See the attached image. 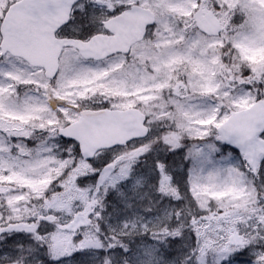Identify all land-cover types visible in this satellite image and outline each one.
I'll return each mask as SVG.
<instances>
[{"label": "snow or ice", "instance_id": "obj_1", "mask_svg": "<svg viewBox=\"0 0 264 264\" xmlns=\"http://www.w3.org/2000/svg\"><path fill=\"white\" fill-rule=\"evenodd\" d=\"M0 264H264V0H0Z\"/></svg>", "mask_w": 264, "mask_h": 264}]
</instances>
